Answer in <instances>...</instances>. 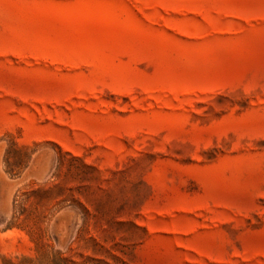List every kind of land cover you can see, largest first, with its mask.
Here are the masks:
<instances>
[{"label": "rangeland", "instance_id": "rangeland-1", "mask_svg": "<svg viewBox=\"0 0 264 264\" xmlns=\"http://www.w3.org/2000/svg\"><path fill=\"white\" fill-rule=\"evenodd\" d=\"M0 264H264V0H0Z\"/></svg>", "mask_w": 264, "mask_h": 264}]
</instances>
